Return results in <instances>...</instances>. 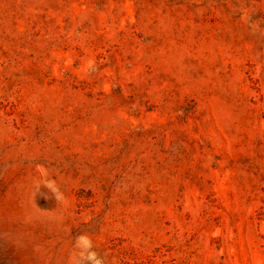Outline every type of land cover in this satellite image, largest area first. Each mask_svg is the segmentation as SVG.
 <instances>
[{
  "label": "rangeland",
  "instance_id": "1",
  "mask_svg": "<svg viewBox=\"0 0 264 264\" xmlns=\"http://www.w3.org/2000/svg\"><path fill=\"white\" fill-rule=\"evenodd\" d=\"M97 260L264 264V0H0V264Z\"/></svg>",
  "mask_w": 264,
  "mask_h": 264
},
{
  "label": "clouds",
  "instance_id": "2",
  "mask_svg": "<svg viewBox=\"0 0 264 264\" xmlns=\"http://www.w3.org/2000/svg\"><path fill=\"white\" fill-rule=\"evenodd\" d=\"M89 259H90V260L93 259V255H92V254L89 255ZM95 264H100V261L97 260V261L95 262Z\"/></svg>",
  "mask_w": 264,
  "mask_h": 264
}]
</instances>
